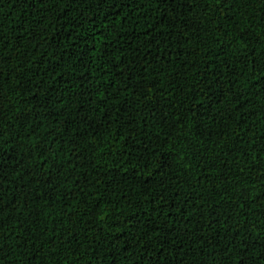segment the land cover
I'll use <instances>...</instances> for the list:
<instances>
[{
    "label": "trees",
    "instance_id": "16d2710c",
    "mask_svg": "<svg viewBox=\"0 0 264 264\" xmlns=\"http://www.w3.org/2000/svg\"><path fill=\"white\" fill-rule=\"evenodd\" d=\"M0 264H264V0H0Z\"/></svg>",
    "mask_w": 264,
    "mask_h": 264
}]
</instances>
